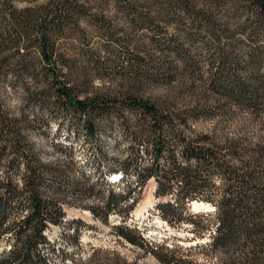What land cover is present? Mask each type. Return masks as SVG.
Masks as SVG:
<instances>
[{"label":"trees","instance_id":"1","mask_svg":"<svg viewBox=\"0 0 264 264\" xmlns=\"http://www.w3.org/2000/svg\"><path fill=\"white\" fill-rule=\"evenodd\" d=\"M108 1L0 0V95L9 83L22 87L30 100H55L79 117L91 137L106 120L120 117L129 122L125 111L136 113L137 120L128 124L131 155L124 162L126 174L134 167L142 186L155 178L158 196L175 197L177 206L172 202L161 205L166 214L181 211V219L183 208L194 200L216 207L214 212L191 215L209 219L215 226L212 241L199 246L207 253L208 264H215L217 255L227 264H264V75L256 71L257 49L253 48L250 60H244L233 45L220 46L218 57L224 67L213 76L211 86L199 93L198 102L185 109L175 110L169 104L146 99L140 95V87L130 88L120 97L89 94L80 90L89 82L88 69L77 66V59L66 57L60 42L76 32L88 4L99 6ZM115 2L134 15L135 25L150 29L165 17L183 13L219 42L222 37L233 39L237 32L252 40L264 37V0ZM226 4L233 7V19L245 13L246 23L222 21L217 14ZM102 28L108 34L113 25ZM154 43L163 51L170 46L157 38ZM177 49L183 53L180 43ZM182 60L188 70L194 66L190 57ZM150 61L165 70L158 72L175 76L178 65L169 55L162 52ZM130 63L132 68L140 66L139 71H128L134 86L159 77L156 71H147L148 63L143 59L132 58ZM244 64L249 69L242 71ZM240 114L241 120L232 121ZM204 117L229 119L241 129L234 133L219 129L198 132L191 122ZM48 177L61 181L62 170L38 157L22 121L4 112L0 99V238L17 234V243L0 264H48L39 247L45 240L43 231L49 221L58 223L63 214L55 194L43 191ZM20 182L25 188H20ZM135 191L131 188L127 196ZM20 197L28 211L24 217L15 212ZM120 198L110 196L106 216ZM206 229L198 225V231ZM120 232L136 242L124 230ZM157 256L165 264L170 262L163 255Z\"/></svg>","mask_w":264,"mask_h":264},{"label":"rangeland","instance_id":"2","mask_svg":"<svg viewBox=\"0 0 264 264\" xmlns=\"http://www.w3.org/2000/svg\"><path fill=\"white\" fill-rule=\"evenodd\" d=\"M232 9V5L226 4L217 15L230 25L246 23V14L233 19ZM82 15L79 27L74 28L76 32L67 35L60 44L66 57L77 59V66L88 69L85 72L90 74L89 82L80 90L89 94L103 92L120 97L122 92L140 87V95L146 99L169 104L175 110L185 109L198 102L199 93L211 86L213 76L224 67L218 57V48L228 45H233L244 60H250L256 48V71L264 75L263 36L252 40L237 32L233 39L222 37L219 42L205 28L194 26L193 20L183 13L165 17L150 29L135 25L134 15L123 10L115 0L99 6L92 2ZM109 24L113 29L105 34L102 26ZM154 38L170 46L163 51L155 45ZM179 43L183 47L181 54L177 49ZM162 52L178 65L173 77L158 72L165 70L150 61L152 57H161ZM184 57H190L194 63L190 71L185 68ZM132 58L145 60L147 71H156L159 77L154 81L145 80L138 86L131 84L128 71L140 70L138 64L132 68ZM244 67L242 71L249 69L245 64ZM0 97L3 111L22 121L38 157L62 170L61 181L48 177L43 187L44 193L55 194L63 210L60 221H49L43 231L45 240L39 247L48 264H165L158 254L170 261L167 264H208L207 253L199 246L212 241L213 222L191 216L195 213L190 207L191 201L183 208L181 219V211L166 214L161 205L172 202L177 206L175 197L158 196L155 178L142 186L134 167L126 174L124 162L131 155L128 124L137 120L136 113L125 111L129 122L120 117L106 120L99 133L91 137L79 117L55 100H30L22 87L9 83L5 84ZM241 117L240 114L232 121L241 120ZM232 121L204 117L192 120L191 124L202 133L215 129L222 133L239 131L241 128L234 126L236 122ZM117 173L124 178L115 183L112 176ZM19 185L25 188L23 182ZM131 188L136 191L127 196ZM112 194L121 198L106 216L105 205ZM21 201L20 197L15 212L24 217L28 211ZM143 205H147V209L139 216L138 210ZM211 205L213 208L206 212L216 210ZM198 225L208 230L198 231ZM121 230L136 242L124 236ZM16 243L15 232L0 238V261L9 255ZM214 263L227 264L220 255L214 258Z\"/></svg>","mask_w":264,"mask_h":264},{"label":"bare ground","instance_id":"3","mask_svg":"<svg viewBox=\"0 0 264 264\" xmlns=\"http://www.w3.org/2000/svg\"><path fill=\"white\" fill-rule=\"evenodd\" d=\"M122 175V174H121ZM115 179L113 180V182L117 183L118 181H115V180H118V176H114ZM147 203H150V202H147ZM193 207H194V211H208V210H211L213 208V206L210 204V203H207V202H203V201H197L195 200V202L193 203ZM147 209V205H143L139 210H138V215L141 216L143 214V211ZM162 223V222H159V224ZM168 226V225H166ZM170 230V228H169Z\"/></svg>","mask_w":264,"mask_h":264},{"label":"water","instance_id":"4","mask_svg":"<svg viewBox=\"0 0 264 264\" xmlns=\"http://www.w3.org/2000/svg\"><path fill=\"white\" fill-rule=\"evenodd\" d=\"M197 201H199V200H197ZM194 202H195V200L190 202V207H191V209H192L193 212H195V213L206 212V211H204V210H202V211H194V210H195L194 207H193V203H194ZM203 202H204V201H203ZM208 211H209V210H208Z\"/></svg>","mask_w":264,"mask_h":264}]
</instances>
